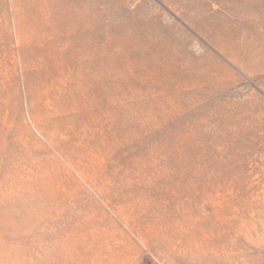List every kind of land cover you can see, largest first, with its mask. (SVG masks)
Returning <instances> with one entry per match:
<instances>
[{
	"label": "rangeland",
	"instance_id": "1",
	"mask_svg": "<svg viewBox=\"0 0 264 264\" xmlns=\"http://www.w3.org/2000/svg\"><path fill=\"white\" fill-rule=\"evenodd\" d=\"M0 264H264V0H0Z\"/></svg>",
	"mask_w": 264,
	"mask_h": 264
}]
</instances>
